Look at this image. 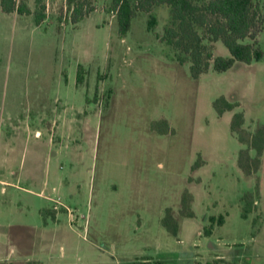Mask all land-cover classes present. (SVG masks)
<instances>
[{
	"label": "rangeland",
	"instance_id": "rangeland-1",
	"mask_svg": "<svg viewBox=\"0 0 264 264\" xmlns=\"http://www.w3.org/2000/svg\"><path fill=\"white\" fill-rule=\"evenodd\" d=\"M17 1L33 13L5 12L0 0V264H264V150L251 145L264 127V0H255L262 59L225 72L211 63L198 78L164 39L167 5L141 12L123 38L112 0H84L95 10L77 24L67 0ZM201 13L203 63L230 56L209 33L223 21ZM221 97L236 107L220 115ZM40 179L60 203L23 189L40 191ZM219 215L225 223L205 235Z\"/></svg>",
	"mask_w": 264,
	"mask_h": 264
},
{
	"label": "trees",
	"instance_id": "trees-1",
	"mask_svg": "<svg viewBox=\"0 0 264 264\" xmlns=\"http://www.w3.org/2000/svg\"><path fill=\"white\" fill-rule=\"evenodd\" d=\"M68 9L71 10V21L74 24L83 20L95 7L90 5L86 7L84 0H67ZM158 5H167L170 7L171 26L166 28L164 39L175 49L188 54L191 58V71L195 78L206 72L211 66L217 72H225L234 67L237 62L251 64L254 61H260L263 57L262 51L256 42L255 30L257 21L255 17V0H206L203 7L196 3V0H112L110 12L116 16L119 35L126 37L132 28V21L141 12L150 13L153 7ZM3 11L19 14H32L31 8L22 1L2 0ZM205 10L211 15L219 17L223 22L218 27L211 25L209 33L215 40L222 39L225 46L230 51V56L219 55L213 58L211 55L203 63V45L202 37L199 35L196 25L205 24ZM46 19V14L42 9L35 12V20L40 25ZM157 24V18L151 13L148 20V29H152ZM250 38L253 42H244V39ZM184 62L186 59L181 57ZM82 65L78 68L77 83L84 82V73ZM215 107L220 115L227 110H233L235 103L230 102L225 97L215 101ZM244 123V114L238 112L234 114L231 122L233 131H237ZM244 141L241 139V142ZM251 145L256 148L259 154L264 150V127H259L252 136ZM243 152V151H242ZM241 152V154H242ZM241 166L244 167L242 161ZM246 204L243 207V217H247L251 210L249 206V196L246 195ZM193 216V212L189 213ZM209 225L204 228L205 235H211L215 225H223L225 216H210ZM164 225L175 235L179 231L178 225L173 221L170 215L163 219ZM221 261V260H218ZM127 264H165L162 260L152 261L145 257L128 262ZM208 264H217L208 263ZM246 264V263H244Z\"/></svg>",
	"mask_w": 264,
	"mask_h": 264
},
{
	"label": "crops",
	"instance_id": "crops-1",
	"mask_svg": "<svg viewBox=\"0 0 264 264\" xmlns=\"http://www.w3.org/2000/svg\"><path fill=\"white\" fill-rule=\"evenodd\" d=\"M28 180H31L32 182L35 180V179H28ZM50 179H40V185H41V189H40V191H34V190H32V189H30V188H23L24 190H26V192H32V194H35V195H37L38 197H40V198H44V199H50V200H55L56 202H58V203H60V201L59 200H57V198H53V197H51V196H47L46 194H45V192H44V190H46V189H48L49 188V185H50V181H49ZM61 181H62V179H53V183H54V185H53V187H52V192H57L58 190H59V186H57V185H61ZM6 183V180H4V179H0V184H2V185H4ZM34 183V182H33ZM57 184V185H56ZM15 186L17 187V188H20L18 185H16L15 184ZM4 188V187H3ZM55 207L57 208L58 206L57 205H55ZM8 240H10V237L8 236ZM40 264H42V263H40Z\"/></svg>",
	"mask_w": 264,
	"mask_h": 264
}]
</instances>
